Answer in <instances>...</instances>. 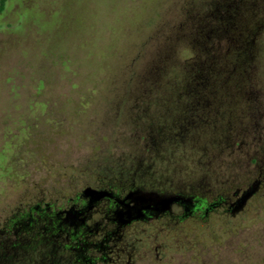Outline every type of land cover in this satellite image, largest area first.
<instances>
[{
  "label": "rangeland",
  "instance_id": "1",
  "mask_svg": "<svg viewBox=\"0 0 264 264\" xmlns=\"http://www.w3.org/2000/svg\"><path fill=\"white\" fill-rule=\"evenodd\" d=\"M222 1L7 0L0 228L36 202L120 188L131 175L208 203L261 180L235 214L218 207L180 218L175 209L124 239L130 264H264V0H244L253 8L242 7L239 28L254 44L223 57L209 95L190 91L196 59L170 37L186 12ZM42 245L0 242V264H65L61 253L42 256L51 241Z\"/></svg>",
  "mask_w": 264,
  "mask_h": 264
},
{
  "label": "flooded vegetation",
  "instance_id": "2",
  "mask_svg": "<svg viewBox=\"0 0 264 264\" xmlns=\"http://www.w3.org/2000/svg\"><path fill=\"white\" fill-rule=\"evenodd\" d=\"M140 177L129 176L123 180L120 188L112 185L86 186L59 204L36 202L24 212L13 216L0 228V242L12 239L15 243L23 239L29 251L28 248L36 250L37 247L44 246L42 243L51 241L53 249L50 252L45 251L42 256L47 253H61L60 261L65 264H122L125 260L130 264L133 262L134 252L128 251V243L124 238L132 225L172 217L175 209L180 213L178 217L182 218L197 213L206 215L218 207L224 208L227 213L235 214L234 209L240 199L250 194L247 202L256 194L262 182L256 180L244 190L236 189L228 196L218 197L208 203L192 193L164 191L154 186L137 184V178ZM259 177L264 181V173ZM86 189L92 191L86 193ZM135 192L177 197L178 200L164 212L150 206L143 211V219L126 222V210L135 206L133 200L127 197ZM15 247L12 244V249Z\"/></svg>",
  "mask_w": 264,
  "mask_h": 264
},
{
  "label": "trees",
  "instance_id": "3",
  "mask_svg": "<svg viewBox=\"0 0 264 264\" xmlns=\"http://www.w3.org/2000/svg\"><path fill=\"white\" fill-rule=\"evenodd\" d=\"M6 3L7 0H0V14L5 10ZM242 7L246 12L253 8V2L223 0L210 11L202 14L193 16L186 12L181 25L172 32L171 41L178 40L187 44L192 61L196 59L195 64L191 65L192 68L186 71L191 75L189 87L195 96L203 97L212 92L214 78L218 73L217 67L228 52L232 51L236 54L243 47L248 51L254 44L251 36L254 37L255 34L248 35L239 28ZM165 58L168 60V57ZM246 59H249V54ZM248 63L249 60L245 62L246 67ZM236 65L231 68V75L236 73ZM191 69L192 73L189 72ZM246 72L242 74L243 77L246 76Z\"/></svg>",
  "mask_w": 264,
  "mask_h": 264
},
{
  "label": "water",
  "instance_id": "4",
  "mask_svg": "<svg viewBox=\"0 0 264 264\" xmlns=\"http://www.w3.org/2000/svg\"><path fill=\"white\" fill-rule=\"evenodd\" d=\"M91 189H86L85 192H91ZM250 194L244 195L237 207L234 209V213H237L243 209V206L248 199ZM127 199L133 200L135 206L132 209H128L125 212V221L129 222L132 220H140L143 219V211L150 206L156 207L161 212H164L170 208V206L175 203L178 198L177 197H161L152 193H132L127 197Z\"/></svg>",
  "mask_w": 264,
  "mask_h": 264
}]
</instances>
